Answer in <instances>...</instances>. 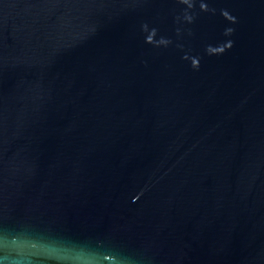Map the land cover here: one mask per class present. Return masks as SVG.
<instances>
[{
	"label": "water",
	"instance_id": "obj_1",
	"mask_svg": "<svg viewBox=\"0 0 264 264\" xmlns=\"http://www.w3.org/2000/svg\"><path fill=\"white\" fill-rule=\"evenodd\" d=\"M0 264H264V0H0Z\"/></svg>",
	"mask_w": 264,
	"mask_h": 264
}]
</instances>
